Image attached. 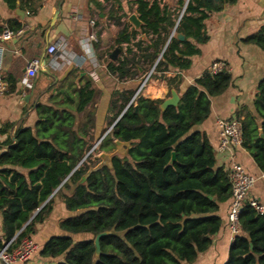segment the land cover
<instances>
[{"label": "trees", "instance_id": "16d2710c", "mask_svg": "<svg viewBox=\"0 0 264 264\" xmlns=\"http://www.w3.org/2000/svg\"><path fill=\"white\" fill-rule=\"evenodd\" d=\"M24 1L32 6L38 0ZM90 1L102 9L98 0ZM234 1L134 0L138 29L109 8L108 15L119 26L112 48L121 50L116 60L106 59L107 71L126 83L150 72L149 77L164 79L175 89L178 102L162 106L163 98L143 96L137 84L113 90L108 126L130 104L96 152L113 150L115 140L128 146L124 155L112 154L111 167L91 171L96 163L92 152L86 155L94 139L95 112L90 107L98 95L91 80L56 89L47 104L30 103L37 114L32 127L2 124L4 241L12 239L16 245L22 237H31L57 196L70 214L58 221L63 233L50 236L38 249L43 264H184L207 250L221 226L219 207L230 202L231 185L228 169L216 165L206 134L196 126L208 117L210 98L230 86L232 75L227 67L215 73L209 68L178 93L181 76L167 78L165 73L190 66V56L199 54V44L208 39L206 19ZM20 28L16 24L12 30ZM240 41L264 50V25ZM9 77L7 92L14 93L17 85ZM253 107L254 112H239L236 118L242 128L241 147L264 173V77L256 83ZM239 223L224 264H264V214L245 202ZM102 231L108 234L99 239L96 256L94 237Z\"/></svg>", "mask_w": 264, "mask_h": 264}, {"label": "crops", "instance_id": "0c3cea01", "mask_svg": "<svg viewBox=\"0 0 264 264\" xmlns=\"http://www.w3.org/2000/svg\"><path fill=\"white\" fill-rule=\"evenodd\" d=\"M98 1L102 9L94 6L90 0H38L32 6L24 0H0V32L5 27L12 30L16 24L21 26L10 39H0V72L3 80L8 86L10 82L8 83L6 76L9 75L11 82L15 81L17 90L21 89L20 94L16 93L17 90L14 93L7 92V89L0 94V126L7 121L16 124L22 122L31 127L34 125L37 114L30 106L35 100L32 99L33 93L30 90L34 87V82L37 96L43 99L42 103L47 104L48 96L54 94L56 89L78 86L87 78L98 89V95L90 107L95 112V134L108 119L107 107L113 90L128 84H137L139 87L144 74L126 83L117 81L106 69V59L115 48H112L113 39L119 29L108 15L109 8L112 6L115 10L113 14L124 22L130 14H136V3L134 0ZM27 11L30 13L27 14ZM92 19H95L93 25ZM262 25L264 0H235L226 4L206 19L208 39L199 44V54L190 56V66L182 71L170 68L165 76H181L178 92L181 93L194 78L209 69L213 62L221 61L226 65L232 75L231 84L222 93L210 98V113L196 128L206 134L213 148L216 165L228 169L230 163L236 161L248 174L255 177L247 196L264 205V173L258 169L250 154L239 146L218 149V120L236 118L239 112H254L255 86L264 77V50L243 43L240 39ZM51 44L56 46V50L50 54L47 47ZM31 58H38L40 67L31 79V86L26 88L22 85V78L26 62ZM141 69L139 67V71ZM172 91L175 89L171 85L169 87L164 79L150 76L141 93L149 98L166 99L171 96ZM61 96L60 93L57 97ZM3 138L4 135H0V140ZM228 206L229 201H226L219 207L217 213L221 218V226L212 235L207 250L199 253L194 261L184 264H224L231 241L227 226ZM69 214L63 202L55 200L50 213L41 223L36 224L35 232L31 235L38 244V249L50 236L61 234L58 221L61 216L63 218ZM35 254L28 261L14 264L46 263L45 258L39 255L36 258Z\"/></svg>", "mask_w": 264, "mask_h": 264}, {"label": "built area", "instance_id": "2783aa9c", "mask_svg": "<svg viewBox=\"0 0 264 264\" xmlns=\"http://www.w3.org/2000/svg\"><path fill=\"white\" fill-rule=\"evenodd\" d=\"M30 13L29 11L26 12ZM94 19L91 20L93 25ZM0 25L2 23L0 22ZM15 32L8 28H3L0 32V39L7 40L13 37ZM93 37V35H92ZM56 46L54 44L48 45L47 52L54 53ZM40 67V60L38 58L28 59L25 66V74L22 78L23 87L29 88L31 86V79L36 74ZM226 68L221 61H215L210 65L212 72L221 71ZM150 72L145 75L140 83L139 90L145 85L149 78ZM7 86L3 80V75L0 72V94L4 93ZM219 144L218 149L224 150L227 147L239 146L242 143V128L241 123L237 118L219 119ZM228 178L231 185V197L227 210V226L231 240L234 235L240 231L239 215L241 208L245 202L254 209L258 214H264V205L259 203L256 199L247 196L249 188L253 185L255 177L248 174L242 165L236 161H232L228 166ZM38 251V244L29 236H24L20 241L13 245L12 239L4 241L0 239V262L4 264H14L16 262L28 261Z\"/></svg>", "mask_w": 264, "mask_h": 264}, {"label": "water", "instance_id": "95a60500", "mask_svg": "<svg viewBox=\"0 0 264 264\" xmlns=\"http://www.w3.org/2000/svg\"><path fill=\"white\" fill-rule=\"evenodd\" d=\"M22 13H24V11H22ZM128 21L130 24L133 25V27L135 29H138L141 25V21L139 20V18L137 17L136 14L132 13L128 16ZM177 38L182 40L184 38L183 34L178 33L177 34ZM15 40V38L13 39ZM120 48L119 47H115L112 49V51L109 53V59L114 61L117 59L118 57V53L120 52ZM17 94L21 93V89H18L16 91ZM28 98V96H26V99ZM178 102V95L175 93V91L171 92V96L169 98H166L163 100L162 106H166V105H175ZM130 102L124 107V109L120 112V114L117 116V118L115 119V121H113V123L109 126V128L100 136V138L93 144V146L87 151L86 155H88L93 149L94 147L97 146V144L100 142V140L108 133V131L111 129V127L114 125V123L119 119V117L123 114V112L126 110V108L129 106ZM134 112L136 113V107H134ZM141 119L142 123H145V121L143 120V118L141 116H139ZM115 144V148L117 151H124V154L126 153V149L128 146V142H124V141H120V140H115L114 141ZM111 154L107 151H100L98 153V157L100 158V161L91 169H89V171L91 170H96L102 166H107V167H111ZM83 160V159H82ZM81 160V161H82ZM80 163V162H79ZM78 163V164H79ZM78 166V165H76ZM39 209V208H38ZM37 209V210H38ZM36 212V211H35ZM33 216V215H32ZM108 234V231H102L99 232L95 235L94 237V246H95V255H99L100 254V246H99V239Z\"/></svg>", "mask_w": 264, "mask_h": 264}, {"label": "rangeland", "instance_id": "374dc122", "mask_svg": "<svg viewBox=\"0 0 264 264\" xmlns=\"http://www.w3.org/2000/svg\"><path fill=\"white\" fill-rule=\"evenodd\" d=\"M96 19V18H95ZM94 19V20H95ZM128 20V19H127ZM34 82V81H33ZM142 82V81H141ZM140 82V83H141ZM35 83L36 82H34V87H32V88H30V90H32V93H33V95H32V99L34 100H38V101H40V102H42L43 101V99H41L39 96H37L38 95V92H36V85H35ZM147 83H148V80L146 81V83H145V85L140 89V91L141 90H143L145 87H146V85H147ZM140 86V85H139ZM138 90H139V87H138ZM37 96V97H36ZM45 101H46V97H45ZM108 120V119H107ZM109 128V126H108V124L106 123V120H105V123L101 126V128L99 129V132H97V133H95L94 134V139H93V141H92V146H93V144L100 138V136L107 130ZM98 145V144H97ZM91 146V147H92ZM97 147V146H96ZM96 147H94V149L91 151L92 152V162L93 163H98L99 161H100V158L98 157V153L99 152H96ZM124 151L125 150H122V151H117L116 150V148H114L113 150H111V151H109V153L112 155V154H117V155H124ZM55 200L57 201H60V198H58L57 196H55L54 197V202H55ZM53 202V203H54ZM61 218H62V216H61ZM61 231V234L63 233V231L62 230H60ZM87 235H73V238L74 239H79V238H84V237H86ZM37 255H38V251H37V254H35V257L37 258ZM40 264H42V263H40Z\"/></svg>", "mask_w": 264, "mask_h": 264}]
</instances>
